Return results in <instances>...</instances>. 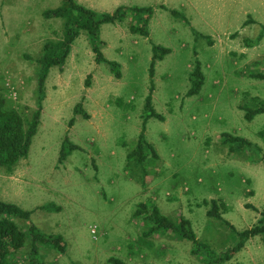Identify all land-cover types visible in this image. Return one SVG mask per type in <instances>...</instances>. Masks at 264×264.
Instances as JSON below:
<instances>
[{
  "label": "rangeland",
  "instance_id": "374dc122",
  "mask_svg": "<svg viewBox=\"0 0 264 264\" xmlns=\"http://www.w3.org/2000/svg\"><path fill=\"white\" fill-rule=\"evenodd\" d=\"M79 1L99 12L152 6L150 35L130 30V22L139 21L133 15L102 25V50L119 64V79L107 64L96 63L86 32L74 42L65 70H50L39 131L28 158L12 174L0 171V200L32 210L37 228L63 236L67 251L44 243L30 256L28 246L17 262L29 264L34 257L40 264H110L116 257L126 264H203L192 242L174 232L161 228L145 235L151 224L134 211L148 202L173 220L189 219L198 239L218 254L237 237L208 216L205 200L217 199L237 230L256 223L260 213L248 205L264 209V113L248 121L241 106L264 102V79L250 76L264 73V0ZM62 2L0 0V91L24 116L37 109L38 97V66L25 55L37 57L47 41L63 37L65 21L44 17V10ZM174 9L181 15H173ZM261 34V41L248 45ZM154 44L171 52L156 64L153 104L166 119L152 117L146 124L159 158L150 159L144 186L127 166V155L143 128ZM197 61L205 82L189 96ZM80 102L89 119L74 114ZM227 134L253 146L241 149L225 141ZM69 142L79 148L60 163ZM55 206L59 209L51 210ZM224 264H264L262 236Z\"/></svg>",
  "mask_w": 264,
  "mask_h": 264
},
{
  "label": "trees",
  "instance_id": "16d2710c",
  "mask_svg": "<svg viewBox=\"0 0 264 264\" xmlns=\"http://www.w3.org/2000/svg\"><path fill=\"white\" fill-rule=\"evenodd\" d=\"M155 12L154 7H138V6H119L114 12H99L93 8L86 7L79 0H63L62 4L56 8L44 10V17L47 19L57 17L65 21L63 37L59 40H49L44 44L42 53L33 57L25 55L26 58L37 64V109L31 112L30 116H24L7 96L0 91V171L7 174H12L19 163L28 158L33 139L39 131L42 120V111L44 109V101L47 97L46 81L53 67H58L61 72L65 70L66 63L72 52L74 42L82 34L88 33L92 51L95 54V61L98 64H107L116 78H121V68L115 61L109 60L104 52L103 47L105 42L101 39L100 30L103 24L120 23L125 20L128 15L136 16L139 21L130 22V30L133 33H141L148 37L150 31L148 25ZM175 16L181 15L177 10H171ZM138 15V16H137ZM185 21L190 25L186 16H183ZM250 21H254L250 18ZM195 33H197L195 31ZM199 36L200 34L197 33ZM263 34L259 35L255 42H248L249 46H253L261 41ZM153 58L151 60L149 75L151 78L150 94L146 97L145 115L142 132L137 141L136 147L128 152L127 166L132 168L133 173L142 177V185H146L147 177L149 175V161L150 159H158L159 154L153 144H151L146 137V124L152 117L161 121H165L166 117L159 113L153 104V92L156 89L154 77L156 74L157 61L163 60L166 54L171 52L170 48L153 45ZM251 77L257 79H264V73H251ZM92 75L89 74L85 85L91 86L90 80ZM191 87L188 90V95L192 96L200 92L205 82V75L202 66L197 61L196 66L191 74ZM245 110V118L252 121L258 114L264 113V102L256 107L248 108L241 106ZM75 115H82L89 119L91 116L84 108L83 104L77 103L74 108ZM75 123V117L70 120V126ZM225 141L237 143L236 145L241 149L244 147H252L253 143L247 138L233 135H226ZM79 146L72 142L69 145H64L59 162L63 163L67 160L69 155ZM232 150H230L231 152ZM264 164V157L260 159ZM138 180H141L138 179ZM204 203L209 206L207 211L208 216L221 220L234 233H236L237 241L235 245L227 250L216 253L208 244L201 242L195 230L192 227V222L180 217L178 221L163 214L157 205H151L148 202H140L134 211V215L142 217L145 221L151 224L149 230L145 235H151L155 231L163 228L174 232L178 237L187 239L192 242V253L199 255L202 258L203 264H224L233 259V257L245 248L247 242L255 237L262 236L264 243V209L258 210L252 205L254 210L259 211L260 216L256 223L250 228L244 230H237V228L224 218L221 212L222 204H219L217 199L210 201L205 200ZM59 207H53L51 210H57ZM32 210H26L19 205L0 200V264H19L17 256L22 251L26 252L29 248V254L32 256L39 252L40 244L47 243L52 245V249H56L59 253H66L67 243L63 236H48L43 234L37 226L32 222ZM25 221L21 224L19 221ZM29 264H40L31 257ZM110 264H126L122 259L111 257Z\"/></svg>",
  "mask_w": 264,
  "mask_h": 264
},
{
  "label": "built area",
  "instance_id": "2783aa9c",
  "mask_svg": "<svg viewBox=\"0 0 264 264\" xmlns=\"http://www.w3.org/2000/svg\"><path fill=\"white\" fill-rule=\"evenodd\" d=\"M96 228V227H95ZM95 228L92 230L93 232H95L96 230H95Z\"/></svg>",
  "mask_w": 264,
  "mask_h": 264
}]
</instances>
